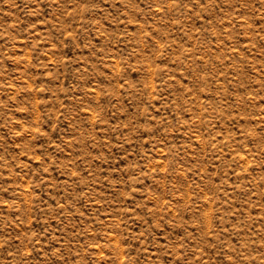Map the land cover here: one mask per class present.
Instances as JSON below:
<instances>
[{
	"label": "rangeland",
	"instance_id": "obj_1",
	"mask_svg": "<svg viewBox=\"0 0 264 264\" xmlns=\"http://www.w3.org/2000/svg\"><path fill=\"white\" fill-rule=\"evenodd\" d=\"M0 264H264V0H0Z\"/></svg>",
	"mask_w": 264,
	"mask_h": 264
}]
</instances>
